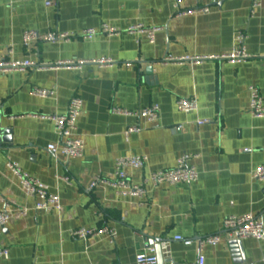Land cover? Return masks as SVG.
I'll return each instance as SVG.
<instances>
[{
  "label": "crops",
  "instance_id": "1",
  "mask_svg": "<svg viewBox=\"0 0 264 264\" xmlns=\"http://www.w3.org/2000/svg\"><path fill=\"white\" fill-rule=\"evenodd\" d=\"M47 1L0 0V56L41 65L0 74L2 126L10 131V142L0 144V212L29 210L0 230V249L9 251L0 264H136L144 249L164 244L169 254L161 249L160 264H192L200 255L207 264H264V242L244 239L235 246L223 229L230 216L251 215L264 224V181L252 177L264 165V118L249 110L251 86L264 98V3L252 17V0H182L179 7L175 0H54L51 7ZM133 24L160 28L156 43L126 33ZM103 25L121 34L23 45L26 31L81 34ZM238 32L247 36L250 58L221 59L240 48ZM67 62L89 63L56 67ZM35 89L55 95L39 98ZM75 96L84 102L76 132L84 154L55 158L47 148L60 139L47 118L66 114ZM181 98L195 99L198 111L180 112ZM152 106L160 108L155 125L112 113ZM200 120L210 122L199 126ZM131 126L143 130L127 137ZM177 126L183 130L175 132ZM186 154L199 172L193 184L147 185L142 200L107 186L90 189L97 178H111L120 157H147L144 169L128 171L141 184L154 172L174 169ZM10 162L58 194L63 213L36 212ZM104 227L117 231L115 242L71 235ZM215 235L222 237L219 245L201 247Z\"/></svg>",
  "mask_w": 264,
  "mask_h": 264
},
{
  "label": "built area",
  "instance_id": "2",
  "mask_svg": "<svg viewBox=\"0 0 264 264\" xmlns=\"http://www.w3.org/2000/svg\"><path fill=\"white\" fill-rule=\"evenodd\" d=\"M182 0H175L176 7ZM264 0H252L250 7V14L254 17L259 9L262 8ZM54 5V0H48L46 2L47 7ZM202 12H208L205 8ZM191 12H179V16H184ZM160 28L146 27L143 24H133L126 30L131 36L145 37L150 44L156 43L157 34L160 32ZM106 35L108 37H114L121 34V31L113 28L109 25H103L100 30L88 29L81 34L74 33H56L49 32L42 34L36 31H26L23 34V45L28 46L31 43H51L57 44L62 42H71L79 39L89 41L99 35ZM247 36L244 32H238L236 34V42L240 48L234 50L230 54L221 57L223 60L232 62H241L250 58L246 48ZM12 54V52H10ZM172 61V59H170ZM89 62H67L57 64L56 67H68L74 68L78 65H82ZM101 66H112L113 62L110 60H100L96 62ZM41 65L29 60H15L12 58H6L0 56V74H10L26 69H37ZM250 93V106L249 110L253 117L264 118V98L260 90L251 86L249 88ZM33 95L39 98H50L55 95L52 90L35 89ZM177 109L183 113H194L198 111V103L195 99H178L176 103ZM84 102L80 97H73L69 103L66 114L60 116L48 117V120L53 121L55 124L56 133L59 136V143L48 146L47 150L55 157L60 155L69 159L75 160L83 157L85 150V143L82 139L77 137V125L78 120L83 112ZM112 113L123 117H134L143 120L147 125H155L160 119V108L158 106H152L139 111H129L122 108H113ZM208 120L198 121V125L202 126L208 124ZM143 130L141 126H131L126 131V136L139 133ZM175 132H181L183 126H177L173 129ZM192 156L186 154L183 155L177 162V166L174 169L166 171H158L152 173L148 178L144 179L141 184H135L131 181L128 171L142 170L144 169L147 157L145 156H123L120 157L115 164V171L111 178L103 179L97 178L91 184L90 189L93 190L97 186H107L114 189L120 196L133 197L138 199H145L147 197V185H151L153 188H158L164 185L177 187L181 185H190L199 179L198 170L191 165ZM8 170L14 177L17 178L19 186L22 192L27 198L35 200L34 210L36 212H57L62 214L64 211L61 197L58 194L52 193L47 185L40 180L32 177L28 173L24 172L17 164L10 162L7 165ZM252 177L257 181H264V165L257 167ZM69 182V178L64 179ZM264 195V189H263ZM29 210L27 208H19L14 210L13 208L6 209L0 212V230L14 224L18 220H22L28 216ZM223 229L227 234L229 240H244L253 239L258 242H264V224L258 218L245 215V216H230L225 219ZM72 237L80 240H86L88 238H95L98 236H107L111 242H115L118 233L114 228L104 227L102 229H80L72 232ZM176 241L184 243L186 246H190L192 241L186 240L181 237L175 238ZM222 242L220 235L210 236L201 241V247L205 245L217 246ZM161 249L165 254H169L168 246L163 245ZM9 257L8 249H0V259H7ZM136 264H160L157 251L154 247H148L140 252L136 256ZM192 264H207L205 257L200 255L195 263Z\"/></svg>",
  "mask_w": 264,
  "mask_h": 264
},
{
  "label": "water",
  "instance_id": "3",
  "mask_svg": "<svg viewBox=\"0 0 264 264\" xmlns=\"http://www.w3.org/2000/svg\"><path fill=\"white\" fill-rule=\"evenodd\" d=\"M148 73H150V70H148ZM10 134V131L6 128H4L2 126V114L0 113V144L2 143H8L10 142V138H8V135ZM232 245H239L241 246V240H233L231 242ZM157 254H158V257L160 256L161 254V248L159 246V248H157Z\"/></svg>",
  "mask_w": 264,
  "mask_h": 264
}]
</instances>
